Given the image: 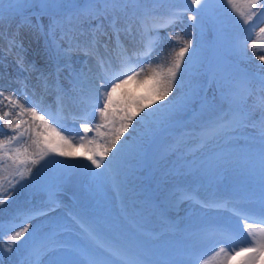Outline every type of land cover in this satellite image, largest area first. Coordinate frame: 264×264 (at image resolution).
<instances>
[{
  "label": "rangeland",
  "instance_id": "1",
  "mask_svg": "<svg viewBox=\"0 0 264 264\" xmlns=\"http://www.w3.org/2000/svg\"><path fill=\"white\" fill-rule=\"evenodd\" d=\"M63 2L82 3L83 0ZM8 3L9 0H4V5ZM173 6L183 8L185 0H173ZM237 7L241 11H247L243 0H238ZM190 14H185L182 24L178 23L175 28L161 30L160 33L166 37L168 33L180 32L184 39L193 40L196 53L191 67L186 70L185 87L180 93L189 97L190 102L186 107L168 108L167 111L173 112L174 119L164 126L155 128L154 124H157L158 119L150 117L133 135H130V127L117 142L119 145L126 141L128 147L114 164L112 175L94 176L93 173L100 170L87 159L92 153L78 143L80 135L88 140L97 138L94 125L102 123L99 113L87 108L94 125L91 131L83 133L80 124L87 122L79 119L85 110L79 99L65 97V103H54L51 94L55 96V92L38 90L33 95L34 74L29 76L28 98L42 100L58 115L59 123L65 122L66 127L77 128L74 129L75 155L62 157L49 153L39 159L32 140L36 138L35 132H44V127L35 128L31 116L25 114L23 119L26 123L21 126V131H28L19 143L13 142L9 147L19 148L21 158L24 148H27L28 154L38 162L28 163L32 172L16 186L12 199L5 205H0V220L7 221L18 208L45 205L52 197L56 201L55 210L49 212L47 217L39 218L36 223L46 232L56 231L62 238L88 246L92 250L93 246L73 219L74 216L115 244L127 246L130 242H135L140 245L139 251L148 264H197V258L200 264L204 260L209 264H221L223 254L216 255L220 247L228 249L235 246L238 250L241 246H247L250 237L245 227V215L246 222L252 226L253 231L264 227L260 216V210L264 208V165L261 162L258 128L248 127L230 142L201 148L197 137L200 126L208 115L204 111L199 117L197 107L205 104V101L227 106L225 95L231 92L232 84L245 75L252 77L253 87L258 88L259 77L264 75V69L261 68L259 59L248 57L252 56L253 49L250 45L253 41L258 52L264 51V33L259 31L264 27V15L257 13L248 25H244L242 18L221 0H207V10L202 14L203 22L199 17L196 22L188 20L187 16ZM41 21L47 26L48 17H41ZM20 22L21 18L14 14L5 12L0 16V34L4 37L0 42L5 49L8 46L7 37L17 32ZM32 22L36 23L34 15ZM17 39L23 45L19 55L25 60L40 67L53 66L51 53L46 48L42 35L28 28H20ZM243 41H247L249 45L248 57L241 53ZM125 46L131 50V45L127 42ZM174 46L175 41L168 39L164 42L162 50L165 56ZM5 49L0 46V74L10 79V82L1 83L0 80V84H3L7 95L19 89L20 85L16 81L23 80L28 74L19 71L15 60ZM176 50L178 51V46ZM156 56H152V68L159 62ZM76 66L79 67L80 64ZM152 68L117 89L113 94L114 101L123 99L126 93L136 98L154 96L155 82H142L151 76ZM61 83L66 91L71 89L66 79L62 78ZM12 84L15 86L12 87ZM177 94L174 88L173 93L165 100H157L155 104L139 112L132 125L136 126V121L145 112H150L160 104L167 105ZM69 95L75 94L69 92ZM249 103H252L251 99ZM79 107L78 117H75L72 112L75 108L78 111ZM68 109L71 117L67 116ZM4 110L3 105H0V115ZM259 117L260 113L256 111L253 120L256 121ZM11 119L14 124L18 122L15 116ZM119 123L117 116L114 124L118 127ZM87 125L90 128V124ZM112 126L110 124L103 127L101 131L107 133ZM0 131L11 135V130L6 127ZM6 138V135H0V140ZM65 150L68 151L67 148ZM11 163V160L6 159L0 166V183L5 188L8 187V180L14 179L12 173L15 169L8 167ZM233 232L238 234L235 245ZM21 259L22 242L11 252L0 250V264H20ZM239 260L240 257H237L228 264H238ZM257 264H264V254H261Z\"/></svg>",
  "mask_w": 264,
  "mask_h": 264
},
{
  "label": "snow or ice",
  "instance_id": "2",
  "mask_svg": "<svg viewBox=\"0 0 264 264\" xmlns=\"http://www.w3.org/2000/svg\"><path fill=\"white\" fill-rule=\"evenodd\" d=\"M221 2L241 17L244 25H248L257 13L264 15V0H243L246 12L237 7L238 0ZM189 4L191 6H188ZM32 9L38 11L32 12ZM206 10L207 0H185L183 8L174 7L173 0H83L82 3L71 4H66L63 0H16L15 3L9 0L5 8L4 0H0V16L7 12L21 18L17 32L7 37V52L17 53L15 63L19 71L28 74L23 80L16 81L20 88L7 95L0 87V105L6 109L0 115V121L3 122L0 129L6 127L11 130V135L0 131V135L7 136L5 140H0V166L8 159L12 162L8 167L15 169L12 173L14 179L8 180V187L5 188L0 183V205H5L12 199L16 186L32 172L31 167L27 166L28 163L38 162L28 154L27 148H24L21 158L19 148L9 147L13 142L19 143L28 131H21V126L26 123L23 119L26 113L30 114L35 128L44 127V132H35L36 138L32 140L39 159L49 153L62 157L75 155L65 150L73 146L72 139L49 124V120L37 111L38 104L29 102L25 106L20 103L21 95L28 99L29 76L34 74L33 95L42 90L55 92L60 101L65 97L79 99L85 106L82 121H86L91 115L87 111L88 107L99 113L102 123L94 125L97 138L88 140L84 135H80L78 143L92 153L87 159L100 170L94 172V176L112 175L114 164L128 147L126 141L119 145L117 142L130 127V135H133L150 117H157L159 122L167 118L168 108L186 107L190 102L189 97L180 93L185 87L186 70L191 67L196 53L193 40L184 39L180 32L168 33L166 37L160 33L161 30L175 28L178 23L182 24L187 13H191L187 16L188 20L196 22L199 17L203 22L202 14ZM33 15L36 17L35 24L32 22ZM44 16L48 17L47 26L41 21ZM20 28L31 29L44 37L46 48L51 53V68L27 63L24 57L19 55L23 50L22 43L17 39ZM259 31L264 33V27ZM3 38L0 34V39ZM168 39L176 42L178 51L174 46L165 56L162 46ZM125 42L131 45V50L125 46ZM248 46L247 41L242 42L241 53L245 57H248ZM250 46L253 51L252 56L248 58L259 59L261 68L264 69V51L256 50L255 41ZM153 54H156L159 60L155 68H152ZM74 56L77 60L80 56L84 57L79 60V67L76 66ZM148 68H152L151 76L142 82L148 83L149 79L155 82L154 96L136 98L126 93L123 99L114 101L113 94L117 89L144 75ZM62 78L71 85L69 91L62 85ZM252 81L253 78L247 75L236 80L231 86V92L224 97L227 106L205 101L207 106L204 111L208 118L200 126L197 139L199 146L206 148L212 144L230 142L246 128L256 127L261 139L260 155L264 165V75L259 77L258 88L253 87ZM174 88L178 94L174 95L167 105L160 104L150 112H145L144 116L136 121V126L132 125L139 112H143L157 100H165L173 93ZM69 92L75 95L70 96ZM256 111H259L260 117L254 121ZM13 116L18 119L15 124L11 119ZM117 116L120 120L118 127L114 124V118ZM49 119L53 118L50 116ZM36 121L41 123L37 124ZM110 124L113 125L111 131H101V128ZM80 127L85 134L92 130L84 122ZM21 165L24 167H20ZM55 205V199L50 197L45 205L18 208L7 221L0 220V250L11 252L22 242L20 264H148L139 251L140 245L135 242H130L127 246L115 244L101 237L93 227L82 223L75 216L73 219L79 224L94 250L66 240L56 231H44L36 221L47 217L49 212L55 210ZM260 216L261 223H264V208H261ZM244 219L250 237L247 246H241L238 250L235 246L228 249L220 247L216 255L223 254L221 264H228L237 257H240L238 264H257L261 254H264V227L253 231L252 226L246 222V215ZM237 237L238 234L233 232L234 245ZM203 264H208V261L204 260Z\"/></svg>",
  "mask_w": 264,
  "mask_h": 264
},
{
  "label": "bare ground",
  "instance_id": "3",
  "mask_svg": "<svg viewBox=\"0 0 264 264\" xmlns=\"http://www.w3.org/2000/svg\"><path fill=\"white\" fill-rule=\"evenodd\" d=\"M128 44V43H127ZM0 46H2V48L3 49H5L4 47H3V45H2V43L0 42ZM5 46V45H4ZM6 51H7V48L5 49ZM12 57H13V59L15 60V56L17 55L15 52H13V53H9ZM81 57V56H80ZM154 57H155V55H154ZM157 57V56H156ZM25 59V58H24ZM73 59H74V61H76V65L77 64H79V60H77V58L74 56L73 57ZM84 59V57L82 56L81 57V59L80 60H83ZM27 63H32L31 61H27V60H25ZM150 77V76H149ZM0 80H1V83H3V82H5V81H7V82H10L9 80L10 79H8L7 77H4V76H2L1 74H0ZM149 81H150V79H149ZM15 83V82H14ZM4 86H5V84H4ZM13 86H15V84H12V87ZM0 87H2L3 88V84L1 85L0 84ZM5 89H7V88H5ZM51 96L54 98V103H65L66 101L65 100H63V101H60V100H58V98H57V96H56V94H55V96H53V94H51ZM29 102H31V103H35V104H38L39 105V107L37 108V111L38 112H40V114L41 115H44L45 116V118L46 117H48V120H49V122H50V124H57V126H55V125H51L52 127H56L57 128V130H59V131H61L62 132V134L63 135H66V136H68L70 139H73L74 137H75V134H76V131H74V129H77V128H70L69 126L68 127H66L65 125L66 124H64L65 122H63L62 124H61V122L59 123V119H58V115L56 114V113H54L53 112V110H52V108H50L48 105H46L42 100H38V99H36V98H32V97H29L27 100L25 99V96L24 95H21L20 96V103L21 104H24L25 106H27L28 105V103ZM66 106V108H68L67 106L68 105H65ZM83 106V104L81 105V107ZM81 107H79L78 108V111H77V109L75 108V110L72 112L73 114H74V116L75 117H78V113L77 112H79V110H80V108ZM70 109H72V108H70ZM69 110V109H68ZM77 113V114H76ZM27 114V116H29L30 114H28V113H26ZM52 117L53 119H49V117ZM68 117H71L72 116V114H71V111L69 110V113H68V115H67ZM83 115H81V116H79L80 118L79 119H81V117H82ZM47 119V118H46ZM58 119V120H57ZM92 119L93 120H95L93 117H92ZM54 121H57L58 123H54ZM52 122V123H51ZM86 122H87V124H90V129H92V126L94 125V123H92L91 122V117L89 116L88 117V119L86 120ZM60 126H62V127H60ZM31 127H32V125H31ZM43 128V127H42ZM40 132V131H39ZM33 135V134H32ZM50 138H52V137H50ZM74 141H73V146L71 147V148H67V150L68 151H71V152H73L74 153V151H75V149H76V140H75V138L73 139ZM57 210V209H56ZM61 224V223H60ZM64 235V234H63ZM65 236H67V235H65ZM67 238V237H66ZM65 239V238H64ZM71 241V240H70ZM78 244V243H77ZM219 248V247H218ZM213 252H215V251H213ZM209 256V255H208ZM213 256V255H212ZM220 256H221V254H220ZM209 258V257H208ZM214 258V257H213ZM210 259V258H209ZM219 260V259H218ZM223 260V259H222ZM203 261V260H202ZM221 262V261H220ZM203 263V262H202ZM216 263H217V261H216ZM200 264V263H199ZM209 264V263H208ZM213 264V263H212ZM215 264V263H214Z\"/></svg>",
  "mask_w": 264,
  "mask_h": 264
},
{
  "label": "trees",
  "instance_id": "4",
  "mask_svg": "<svg viewBox=\"0 0 264 264\" xmlns=\"http://www.w3.org/2000/svg\"><path fill=\"white\" fill-rule=\"evenodd\" d=\"M7 5H5V8L7 7ZM205 105H206V103L203 104V105H199L197 107V111H198L197 114L199 113V115H198L199 117H200V115H202V113H204V110H205V107L204 106ZM172 114H173L172 111L171 112L170 111H167V118L166 119H162L161 121L157 122V124H154L155 128L161 127V126H164V125L170 123L174 119V116Z\"/></svg>",
  "mask_w": 264,
  "mask_h": 264
}]
</instances>
